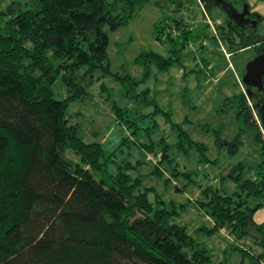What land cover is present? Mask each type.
I'll use <instances>...</instances> for the list:
<instances>
[{"label": "trees", "instance_id": "trees-1", "mask_svg": "<svg viewBox=\"0 0 264 264\" xmlns=\"http://www.w3.org/2000/svg\"><path fill=\"white\" fill-rule=\"evenodd\" d=\"M146 1L15 0L21 5L11 13L14 17L3 20L11 5L0 11L4 21L0 23V264H201L209 260L207 250L174 220L175 210L139 191L138 180L123 170L130 167L128 163L110 174L102 144L83 142L78 126L65 116L69 101L86 96L85 76L108 64L103 25L111 29L126 22L135 4ZM198 2L210 11L218 1ZM119 3L129 7L130 14L116 21ZM173 19L180 37L188 38L190 29ZM228 24L239 36L236 41L231 32L230 45L264 53V31L257 32L253 24L246 33L247 26L230 19ZM166 35L175 39L170 32ZM145 54L159 69L171 61L157 53ZM83 67L84 73L78 74ZM58 78L67 88L64 99L54 96ZM247 95L251 105L242 93L236 117L243 130H254L253 141L264 163V75L261 89ZM124 111L114 108L121 125ZM127 140L124 137L122 142ZM185 141L193 142L179 131L177 145ZM148 142L142 144L150 150L155 141ZM161 145L165 147V141ZM68 149L76 160L67 156ZM162 150L166 156L167 149ZM260 167L255 179L241 184L245 196L216 193L208 201L215 229L228 224L248 231L261 203L249 206L247 198L264 194V164ZM253 224L264 235V221Z\"/></svg>", "mask_w": 264, "mask_h": 264}, {"label": "rangeland", "instance_id": "rangeland-1", "mask_svg": "<svg viewBox=\"0 0 264 264\" xmlns=\"http://www.w3.org/2000/svg\"><path fill=\"white\" fill-rule=\"evenodd\" d=\"M178 1L136 3L126 22L111 29L103 25L108 64L85 76L87 94L69 101L65 116L78 126L83 142L102 144L110 174L128 163L130 167L123 170L138 180V190L146 192L150 201L161 199L175 210L174 220L207 250L209 260L201 264H264V235L253 224L264 218V194L247 198L249 206L261 204L246 232L228 224L215 229L207 204L216 193L245 196L241 184L255 179L264 164L253 141L254 130H243L236 117L242 93L251 105L242 78L247 63L258 54L255 48L237 49L227 40L231 32L239 40L228 24V19L235 22L230 8L240 14L248 11L256 31H264V0H217L210 11L198 0ZM14 3L0 4L3 12L11 5L3 20L14 17L11 13L21 5ZM129 14V7L117 4L116 21ZM173 18L190 29L188 38L180 37ZM168 32L175 39H168ZM149 52L171 58L169 65L159 69L145 54ZM53 92L57 99L67 97L59 78ZM116 107L125 109L123 125L116 119ZM179 131L205 148L188 141L178 146ZM148 141H155L150 150L142 144ZM162 149H167L166 156ZM66 154L77 159L69 149Z\"/></svg>", "mask_w": 264, "mask_h": 264}, {"label": "water", "instance_id": "water-1", "mask_svg": "<svg viewBox=\"0 0 264 264\" xmlns=\"http://www.w3.org/2000/svg\"><path fill=\"white\" fill-rule=\"evenodd\" d=\"M246 14L248 11L245 12ZM245 13H239V15L244 16ZM233 19L235 17L232 16ZM236 24L241 25L240 23ZM264 75V53L258 54L254 59L249 61L245 68V73L243 75L242 81L246 86L247 94L251 92V88H256L260 90L262 87V76Z\"/></svg>", "mask_w": 264, "mask_h": 264}, {"label": "flooded vegetation", "instance_id": "flooded-vegetation-1", "mask_svg": "<svg viewBox=\"0 0 264 264\" xmlns=\"http://www.w3.org/2000/svg\"><path fill=\"white\" fill-rule=\"evenodd\" d=\"M176 11V10H175ZM230 14L231 16L235 17V21L237 23H240L241 25L239 26H242V25H245V26H252L254 23H253V20L252 18H247L248 14L244 15V16H241L239 15L238 12H236L234 9L230 8ZM168 28H171V26H168Z\"/></svg>", "mask_w": 264, "mask_h": 264}, {"label": "crops", "instance_id": "crops-1", "mask_svg": "<svg viewBox=\"0 0 264 264\" xmlns=\"http://www.w3.org/2000/svg\"><path fill=\"white\" fill-rule=\"evenodd\" d=\"M261 219H262V220H260V221L258 220L259 223H262V222L264 221V218H263V217H262ZM259 223H257V224H259Z\"/></svg>", "mask_w": 264, "mask_h": 264}]
</instances>
